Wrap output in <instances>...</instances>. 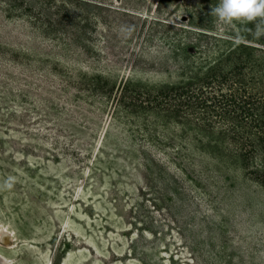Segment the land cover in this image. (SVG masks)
Here are the masks:
<instances>
[{
	"label": "rangeland",
	"instance_id": "1",
	"mask_svg": "<svg viewBox=\"0 0 264 264\" xmlns=\"http://www.w3.org/2000/svg\"><path fill=\"white\" fill-rule=\"evenodd\" d=\"M218 2L0 0L8 264H264V188L215 142L225 124L122 99L229 69V53L264 68L259 21L220 22Z\"/></svg>",
	"mask_w": 264,
	"mask_h": 264
},
{
	"label": "trees",
	"instance_id": "2",
	"mask_svg": "<svg viewBox=\"0 0 264 264\" xmlns=\"http://www.w3.org/2000/svg\"><path fill=\"white\" fill-rule=\"evenodd\" d=\"M224 61L232 62L229 69L221 60L183 85L127 87L122 99L203 132L211 130L215 119L225 124L216 130L215 142L223 155L240 159L249 176L264 188V68L248 67V61L235 52Z\"/></svg>",
	"mask_w": 264,
	"mask_h": 264
},
{
	"label": "clouds",
	"instance_id": "3",
	"mask_svg": "<svg viewBox=\"0 0 264 264\" xmlns=\"http://www.w3.org/2000/svg\"><path fill=\"white\" fill-rule=\"evenodd\" d=\"M210 15L218 21L231 24L236 21L254 22V37L260 38L264 35V0H219L218 4L211 7ZM121 31L131 34L132 26L122 27ZM16 177L9 175L0 188L11 190L14 187Z\"/></svg>",
	"mask_w": 264,
	"mask_h": 264
},
{
	"label": "bare ground",
	"instance_id": "4",
	"mask_svg": "<svg viewBox=\"0 0 264 264\" xmlns=\"http://www.w3.org/2000/svg\"><path fill=\"white\" fill-rule=\"evenodd\" d=\"M6 235L7 234L5 233L4 230H0V239H2ZM0 264H8V261L5 258H3L1 255H0Z\"/></svg>",
	"mask_w": 264,
	"mask_h": 264
}]
</instances>
